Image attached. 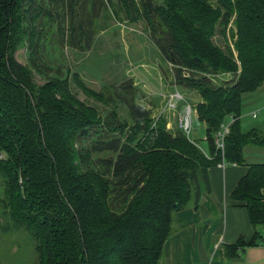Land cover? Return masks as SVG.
I'll use <instances>...</instances> for the list:
<instances>
[{"label": "trees", "instance_id": "trees-1", "mask_svg": "<svg viewBox=\"0 0 264 264\" xmlns=\"http://www.w3.org/2000/svg\"><path fill=\"white\" fill-rule=\"evenodd\" d=\"M43 1L0 0V228L30 232L35 264H165L175 214L198 208L211 191L209 170L222 160L214 134L234 114L225 157L249 170L232 198L246 207L256 230L251 241L230 248L238 253L264 242V162L247 163L243 154L247 145L264 146V136L240 128L245 95L264 84V0H119L118 14L134 19L138 7L144 16L174 77L172 89L178 83L198 88L210 156L162 115L153 122L151 110L130 94L145 92L132 83L119 87L129 96L118 98L131 123L99 117L92 134L97 109L80 103L62 75L48 77L38 64L42 37L27 14L59 16L51 8L56 0L51 7ZM234 14L240 65L213 42L217 25L227 32ZM24 44L30 66L16 59ZM33 67L49 78L44 85L35 84ZM195 70L230 73L235 81L214 85Z\"/></svg>", "mask_w": 264, "mask_h": 264}, {"label": "rangeland", "instance_id": "rangeland-1", "mask_svg": "<svg viewBox=\"0 0 264 264\" xmlns=\"http://www.w3.org/2000/svg\"><path fill=\"white\" fill-rule=\"evenodd\" d=\"M54 1L44 0L42 5L51 7ZM135 2L138 3L139 0ZM210 2L219 4L218 0ZM119 3V0H56L51 7L53 14H59L56 19L49 16L35 19L34 12L27 14L31 28H36L38 35L42 37L38 64L48 71V77L62 75L68 80L80 103L97 109L98 118L97 114H92L95 122L93 125H96L91 126L92 134L97 132L99 117L101 121H105L106 118L116 116L119 121L129 120L131 123L126 105L118 101L119 97L129 96L126 90H119V87H127L131 83L145 92L144 96L139 91H130V94L138 97L137 102L140 105L151 110L153 122L159 119L156 115H159L165 104L160 93L168 94L177 89L195 107L202 100L198 88L192 85L178 83L179 86L172 89L174 77L167 71L162 54L151 37L150 27L141 11L137 7V10H133L136 16L130 19L125 14H118ZM227 28L224 33L223 27L218 24L214 30L213 42L240 65L235 49L238 40L235 14ZM82 31L86 34V39L78 40ZM79 42L84 45L83 48L79 46ZM29 55L27 44H24L17 50L16 59L23 65H29ZM170 68L173 72L175 67L173 65ZM32 69L37 86H42L49 80L34 67ZM195 72L197 76L206 77L213 84L235 81L230 73ZM182 107L181 103L179 108L182 110ZM256 109H261L262 112L258 118H252L250 113ZM162 116L168 121V127L175 130L179 128L175 113L166 112ZM231 121L229 116L225 120L226 123ZM192 126L190 139L210 156L211 135L196 112L193 114ZM240 128L243 133L257 129L264 136V84L255 92L245 95ZM247 148L249 150L245 153L243 151V154L249 161L264 162L263 147L249 145ZM261 231L264 233L263 229ZM35 246L36 241L27 229L5 231L0 228V264H35Z\"/></svg>", "mask_w": 264, "mask_h": 264}, {"label": "crops", "instance_id": "crops-1", "mask_svg": "<svg viewBox=\"0 0 264 264\" xmlns=\"http://www.w3.org/2000/svg\"><path fill=\"white\" fill-rule=\"evenodd\" d=\"M244 157L247 163H258ZM248 170L247 165L231 162L210 168L211 191L203 193L199 207L190 206L175 214L176 230L164 247L166 264H264V242L245 244L238 253L230 248L241 239L248 243L255 235L246 207L232 198Z\"/></svg>", "mask_w": 264, "mask_h": 264}, {"label": "built area", "instance_id": "built-area-1", "mask_svg": "<svg viewBox=\"0 0 264 264\" xmlns=\"http://www.w3.org/2000/svg\"><path fill=\"white\" fill-rule=\"evenodd\" d=\"M169 66L173 67V64H170ZM162 98L165 101L164 106L160 109L159 115H156V118H159L164 113L172 112L175 113L178 119V125L179 128L185 133V135L190 138L192 135V129H193V114L196 112V107L190 103L183 93H181L179 90L175 89L174 92L164 94L160 93ZM182 103L183 109L181 110L179 108L180 104ZM261 109H256L250 113V116L252 118H258V116L261 113ZM230 120H232L230 123H226L225 121L221 123L220 127L214 134V141L216 148L221 152L222 154V160L220 161L219 165L224 167L225 164L228 163L226 157H225V150H226V140L227 136L230 133L232 124L237 120V116L229 115ZM233 165H236V163L231 162Z\"/></svg>", "mask_w": 264, "mask_h": 264}, {"label": "water", "instance_id": "water-1", "mask_svg": "<svg viewBox=\"0 0 264 264\" xmlns=\"http://www.w3.org/2000/svg\"><path fill=\"white\" fill-rule=\"evenodd\" d=\"M182 175L185 176L186 178H189V173L186 171L182 172Z\"/></svg>", "mask_w": 264, "mask_h": 264}]
</instances>
